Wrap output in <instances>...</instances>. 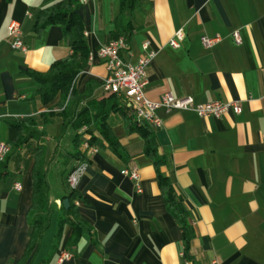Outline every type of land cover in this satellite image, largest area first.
Returning a JSON list of instances; mask_svg holds the SVG:
<instances>
[{
    "label": "crops",
    "instance_id": "obj_1",
    "mask_svg": "<svg viewBox=\"0 0 264 264\" xmlns=\"http://www.w3.org/2000/svg\"><path fill=\"white\" fill-rule=\"evenodd\" d=\"M57 1L0 0V143L9 144L17 135L9 122L34 118L45 130L43 143L51 159L49 197L56 211L69 191L67 171L82 167L74 189L81 197L75 207L83 228L76 243L68 246L72 227L64 224L51 255L55 212L35 252L20 262L30 231L38 144L32 139L13 150L7 174L0 177V264H264V0H139L130 15L131 55L125 59L135 62L145 41L156 51L147 71L148 99L159 101L170 92L178 98L190 95L195 103L238 100L242 108L239 114L202 118L191 110L167 112L159 107L156 114L162 124L150 126L165 157L161 171L189 213L193 236L188 258L183 255L180 226L166 210L154 166L144 153V140L138 132L126 131L125 115L133 120L132 109L100 87L107 74L100 59L87 60L75 79L79 93L88 83L91 90L79 112L89 109V101L103 100L106 121L126 161L108 146L88 149L83 142L81 150L87 149L90 163L78 162L66 156L73 128L60 136L63 120L58 115L42 125L39 114L58 111L59 95L48 104L32 98L39 84L26 70L46 72L55 60L71 53L60 25H48L40 35L32 30L35 14ZM77 11L89 54L119 37L114 24L119 0H79ZM11 20L22 25L26 51L11 47ZM179 29L186 36L180 47L172 48L168 41ZM234 31L240 43L234 41ZM215 34L221 40L204 48L200 37ZM127 167L137 169L140 192L121 173ZM62 251L73 256L58 262Z\"/></svg>",
    "mask_w": 264,
    "mask_h": 264
},
{
    "label": "trees",
    "instance_id": "obj_2",
    "mask_svg": "<svg viewBox=\"0 0 264 264\" xmlns=\"http://www.w3.org/2000/svg\"><path fill=\"white\" fill-rule=\"evenodd\" d=\"M9 2L10 0H6ZM139 0H119V13L114 20L116 33L129 43L133 27L130 15L136 9ZM79 0H58L54 4L40 9L34 17L32 30L40 35L44 28L51 24H58L62 29V38L67 42L71 53L55 60L46 72L26 70V73L39 84L38 90L32 98L38 97L43 104H48L59 95L57 102L58 111L49 110L39 114L42 125L46 126L51 118L58 115L62 118V131L69 126L75 131L71 141V150L66 156L78 162L90 163L88 151L81 150V145L86 142L88 149L110 147L120 159L126 161L127 156L115 135L108 125L107 111L103 100L89 101V109L80 113V105L91 95L89 83L86 91L79 93L75 88V79L79 72L86 66L89 48L84 37V25L78 13ZM109 96H115L110 94ZM131 115H125V128L127 132H138L144 140V153L151 159L156 172V180L164 200L166 210L177 221L181 229L183 255L188 258L190 240L193 236L192 225L189 221V213L186 210L183 198L176 193L171 179L162 173L161 167L165 164V157L159 153L154 130L147 124H138L131 119ZM17 129L16 137L9 142V152L0 159V177L7 174L6 165L13 152L28 141L34 139L38 142L34 152V163L32 169V202L28 213L30 231L28 243L20 262L27 259L35 252L44 232L50 226L52 216L57 212V229L52 244L51 255L55 251L61 230L64 224L72 227V235L67 245L72 246L79 238L83 223L78 216L75 201L81 197L76 189L69 187L68 193L62 198L61 204L56 211V206L50 201V184L47 180L51 159L46 155V145L43 139L46 137L44 129H40L34 118L20 119L9 122ZM84 128L82 131L81 129ZM96 130L101 138L93 135ZM89 133L90 137L85 139L84 134ZM59 138V137H58ZM72 169L67 171L66 179ZM68 200L65 207L63 200Z\"/></svg>",
    "mask_w": 264,
    "mask_h": 264
},
{
    "label": "built area",
    "instance_id": "obj_3",
    "mask_svg": "<svg viewBox=\"0 0 264 264\" xmlns=\"http://www.w3.org/2000/svg\"><path fill=\"white\" fill-rule=\"evenodd\" d=\"M85 2V0H82ZM22 25L17 20H11L7 25V36L10 38V44L13 49L26 51L27 46L22 37ZM186 34L183 29L175 31L169 39L168 45L172 48L181 46ZM232 37L236 43H240V35L238 31L232 33ZM221 40L219 34L213 36L203 35L200 37L201 45L209 49ZM156 51L150 49L149 42L142 44V54L139 55L135 62L125 59L130 56V47L123 37H118L104 45H101L95 55L89 54L88 60L92 61L94 57L100 59L106 68V76L102 79L100 87L105 93L115 94L122 98L133 111L134 121L138 124H147L153 128H159L162 124L160 118L156 114L159 107H163L167 112L176 110H191L197 116L202 118L221 117L228 112L239 114L242 110L238 100L231 101H210L205 103H195L192 96L175 97L170 92L162 95L159 101H152L145 96V87L148 84V66L154 58ZM88 148L86 142L83 143ZM94 149V148H91ZM9 145L0 143V159L9 152ZM82 167L71 171L67 177L69 187L74 188L78 175ZM123 175L133 180L137 192L141 191L139 183V174L135 168H124L121 170ZM15 189H19V183L14 184ZM69 251H62L58 258V262L68 260L72 257Z\"/></svg>",
    "mask_w": 264,
    "mask_h": 264
},
{
    "label": "water",
    "instance_id": "obj_4",
    "mask_svg": "<svg viewBox=\"0 0 264 264\" xmlns=\"http://www.w3.org/2000/svg\"><path fill=\"white\" fill-rule=\"evenodd\" d=\"M63 204L65 205V207H67L68 206V200L67 199H64L63 200Z\"/></svg>",
    "mask_w": 264,
    "mask_h": 264
},
{
    "label": "rangeland",
    "instance_id": "obj_5",
    "mask_svg": "<svg viewBox=\"0 0 264 264\" xmlns=\"http://www.w3.org/2000/svg\"><path fill=\"white\" fill-rule=\"evenodd\" d=\"M68 184V183H67Z\"/></svg>",
    "mask_w": 264,
    "mask_h": 264
}]
</instances>
